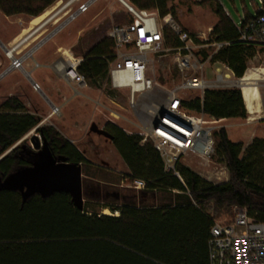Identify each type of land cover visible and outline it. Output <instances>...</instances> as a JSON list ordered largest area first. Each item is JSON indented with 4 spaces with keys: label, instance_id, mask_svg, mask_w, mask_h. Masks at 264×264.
<instances>
[{
    "label": "trees",
    "instance_id": "obj_1",
    "mask_svg": "<svg viewBox=\"0 0 264 264\" xmlns=\"http://www.w3.org/2000/svg\"><path fill=\"white\" fill-rule=\"evenodd\" d=\"M57 1L0 0V11L35 18ZM169 1L130 0L139 10H158L162 17L170 12ZM216 7L218 22L212 35L230 42L217 58L242 77L255 47L238 40L234 21L220 2ZM131 19L128 14L127 21ZM165 39L169 46L180 44L169 28ZM112 50L113 41L105 35L84 53L78 70L93 85L101 87L109 79ZM184 108L216 120L248 115L240 89L207 90L203 102L197 97L184 102ZM41 121L39 115L26 111L19 98L6 99L0 106V157L38 127L52 156L92 165L56 127L39 126ZM105 131L129 169L127 177L144 180L145 191L174 192L173 199L159 205L106 206L119 212L115 216L89 213L85 205L80 209L64 191L30 194L26 187L8 183L18 171L33 165L40 150L18 144L0 159V264H209L213 212L220 215L237 206L264 222V138H255L244 149L243 142L231 141L224 127L214 130L216 154L225 159L230 172L229 181L214 184L182 164L178 168L183 181L166 172L160 153L151 140L143 142L142 134L127 133L111 122Z\"/></svg>",
    "mask_w": 264,
    "mask_h": 264
},
{
    "label": "rangeland",
    "instance_id": "obj_2",
    "mask_svg": "<svg viewBox=\"0 0 264 264\" xmlns=\"http://www.w3.org/2000/svg\"><path fill=\"white\" fill-rule=\"evenodd\" d=\"M67 1L59 0L49 7L47 10L51 14L39 24L32 23L33 18L28 15L6 16L0 11V62L4 63L3 66H0V74L11 63V59L6 53L9 48L16 47L18 50L30 35H40L37 41L27 46L24 52L16 50L14 55L30 54L24 63L25 69L32 71L31 76L41 85L42 90L48 94L55 93V102L62 104L60 113H51L52 107L48 100L32 88L30 79L18 69L8 72L5 78L0 79V106L6 99L17 96L23 103L28 104L27 110L33 111L34 108H38L37 113L42 118L39 126L53 125L56 127L92 162V165L82 166L83 205L86 206L89 213L104 214L108 205L116 206L126 203L138 206L159 205L170 201L174 197V192L145 191L134 188L132 181L126 175L129 173V169L112 141L105 135L93 131L92 125L96 123L100 129L106 130L105 124L111 122L122 127L127 133L145 135L139 119V116L143 115L142 110L148 108L154 100L163 102L167 94L181 80L174 68L176 51L173 48L177 46H169L165 39L162 49L169 50L162 52L161 56H157L151 65L152 75L159 90H157L155 98L152 93L142 95L135 108L129 106V89L113 88L108 78L103 80L101 87L94 86L87 80L88 87L76 88L73 84L63 82L58 75L47 68L40 67L33 70L35 60L39 59L40 61L37 62L44 61L52 65V63L60 62L66 57L63 52L68 53L74 59L80 58L95 40L101 36H108L112 25L127 21L128 9L118 0H99L92 5L88 12L79 15L49 39H43L45 40L44 42L41 41L44 44L43 48L36 51L42 36H49L67 19L69 10L74 11L77 8L78 3L64 8L63 6ZM127 2L132 5L130 0ZM217 2H220L231 13L233 19L238 22L240 20L239 15L243 14L244 8H247L251 14H256L259 0H171L168 2L170 12L166 16L173 17L192 34L208 33L209 28L213 30L218 22ZM148 12H155L161 18L166 17H162L158 10ZM48 20L49 22L45 25V31L42 34L41 26ZM209 38L215 40L213 35ZM10 40L16 42L10 45ZM59 47L63 48L62 53L58 52ZM258 60V57H255L251 62L257 65ZM210 77V74L207 73V78ZM14 84L20 85L12 91V96L10 90ZM255 86L259 91L256 105L259 106L260 113L251 116L247 110L246 118L222 120H216L208 115L204 117L206 125L213 126L215 131L224 127L231 141L243 142L244 149L255 138H264V80L257 81ZM107 91H111L113 96H110ZM198 94V91H191L187 92L184 97L187 101H191ZM253 116L255 119L251 120ZM35 134L42 139L40 133L33 129L17 143L26 144L35 149L31 141V137ZM180 164L190 167L214 184L230 180L226 161L217 155L216 151L209 158H201L193 154L183 155ZM261 165L264 168V155ZM107 209L111 212L109 215H119V212L113 213L110 208ZM213 213L218 222H229L233 217V209L220 215L216 212Z\"/></svg>",
    "mask_w": 264,
    "mask_h": 264
},
{
    "label": "built area",
    "instance_id": "obj_3",
    "mask_svg": "<svg viewBox=\"0 0 264 264\" xmlns=\"http://www.w3.org/2000/svg\"><path fill=\"white\" fill-rule=\"evenodd\" d=\"M98 1L68 0L64 8L74 3H78V6L74 11L69 10L67 19L57 27L60 28L59 31L79 15L88 12ZM257 5L256 14L242 16L238 22H234L238 40L255 47V54L248 59L247 69L242 77H237L226 62L217 58L230 42L210 40L212 28H209L208 33L192 34L173 17L161 18L155 12L138 10L129 4L125 6L131 21L114 24L108 32L113 41L112 60L108 62L109 80L115 89H129L131 108L138 105L142 95L152 93L155 98L159 90L151 65L157 56L169 50L162 49L167 28L180 42L173 49L176 51L174 68L181 80L163 102L154 100L148 108L143 109V115L139 119L145 134L143 142L150 138L163 159L165 171L182 181L178 167L183 155L209 158L215 152L214 127L205 124L203 112L186 111L184 102L187 100L184 95L198 91L197 97L203 102L207 90L240 89L243 93L245 86L264 80V0H259ZM225 12L229 15L226 10ZM9 49L14 50L16 47ZM63 51L62 47L58 48L59 53ZM14 52L9 56L11 63L0 74V79L8 72L18 69L30 79L32 88L42 93L41 85L24 66L30 54L15 56ZM63 55L66 56L63 60L52 63L53 70L69 83L88 87L85 75L78 70L82 59H74L64 52ZM255 57L259 59L257 65L251 62ZM41 66L35 61L34 69ZM207 73L210 78H207ZM248 77L252 79H246ZM52 112L59 114L60 107L54 105ZM132 184L136 189L146 187V182L142 179H135ZM208 251L209 264H264V222L251 216L248 209L235 206L229 222H218L215 219L210 229Z\"/></svg>",
    "mask_w": 264,
    "mask_h": 264
},
{
    "label": "water",
    "instance_id": "obj_4",
    "mask_svg": "<svg viewBox=\"0 0 264 264\" xmlns=\"http://www.w3.org/2000/svg\"><path fill=\"white\" fill-rule=\"evenodd\" d=\"M125 5L128 3L121 0ZM57 28L45 40L52 37L59 31ZM43 40V42L45 41ZM41 42L37 48L43 43ZM38 127L35 128V130ZM109 139L112 137L103 131ZM35 150H40L33 165L21 169L10 178L8 184L15 187H26L30 194L41 192L42 194H51L58 191H64L72 196L73 202L80 208H83V173L82 165L72 163L66 160L58 159L49 152L45 142L35 134L31 137ZM18 145V143H17ZM14 147L4 153L0 159L9 153Z\"/></svg>",
    "mask_w": 264,
    "mask_h": 264
},
{
    "label": "crops",
    "instance_id": "obj_5",
    "mask_svg": "<svg viewBox=\"0 0 264 264\" xmlns=\"http://www.w3.org/2000/svg\"><path fill=\"white\" fill-rule=\"evenodd\" d=\"M119 2H121L124 6H125V4L121 1V0H118ZM127 1V0H126ZM128 3V2H127ZM224 7V6H223ZM225 9V8H224ZM227 12H228V14L230 15V17H231V19L234 21V22H236L234 19H233V17L231 16V13L227 10V9H225ZM249 15H253V14H251V12L247 9V8H244V11H243V14L242 15H239V17L241 18L242 16H249ZM33 21V20H32ZM239 21V20H238ZM48 22H46V23H44V24H42V26H41V33L43 34L44 33V31H45V25L47 24ZM70 24V23H69ZM44 29V30H43ZM39 36L40 35H36L35 36V34L34 35H30L25 41V43H24V45H22V46H20L19 48H18V50L17 51H19V52H24L25 51V49H27V46H29L32 42H34V41H37V39L39 38ZM46 37V35L45 36H42V38L40 39V42L41 41H43V39ZM102 37V36H101ZM101 37H99L97 40H95L94 41V43L95 42H97ZM16 41L15 40H10L9 41V44L10 45H13L14 43H15ZM24 42V41H23ZM93 43V44H94ZM92 44V45H93ZM43 46H44V44L42 43L38 48H37V50L36 51H38V50H40V49H42L43 48ZM60 48V47H59ZM35 51V52H36ZM84 53L85 52H83V54H82V56L80 57V59H83V55H84ZM41 56V55H40ZM36 61V60H35ZM37 61H40L39 59L37 60ZM40 63V62H39ZM42 66L41 67H43V68H47L48 70H50V71H52L54 74H56V75H58L59 77H60V79H62L63 80V82H65V83H68V84H70V85H74L76 88H78V87H81V86H79V85H77L76 83H74V82H71V83H69L68 81H66L63 77H61L59 74H57L54 70H53V68L51 67V64L50 63H45L44 61H41V63H40ZM4 65V63L3 62H0V66H3ZM9 65V64H8ZM2 68V67H1ZM40 68V67H39ZM38 69V68H37ZM33 70H36V69H33ZM46 72V71H45ZM31 73H32V71H31ZM5 76H7V75H5ZM5 76L3 77V78H5ZM42 81V80H41ZM43 83H44V80H43ZM18 85H20V84H14V85H12V90H10L11 91V95L13 94L12 93V91H14L15 90V88H17V86ZM95 86V85H94ZM47 100H48V102L50 103V106L53 108V106L55 105V106H59V107H61L62 106V104H59V103H57V102H55V100H54V96H55V93L54 92H51V94H48L45 90H43V92L41 93ZM13 96V95H12ZM15 97H17V96H15ZM17 98H19V97H17ZM20 99V98H19ZM21 100V99H20ZM22 101V100H21ZM22 103H23V101H22ZM24 104V106H25V109H26V106L28 105H26L25 103H23ZM27 108H28V106H27ZM39 109L38 108H34L33 109V111L32 110H27L26 109V111L27 112H29V113H33V114H37L38 115V113H37V111H38ZM51 113L53 114V112H52V110H51ZM40 116V115H39ZM50 117V116H49ZM108 123V122H107ZM106 123V124H107ZM105 124V125H106ZM92 129H93V131H95V132H97V133H99V134H103L104 135V133H103V131H105L104 129H100L97 125H96V123H93V125H92ZM106 136V135H105ZM107 137V136H106ZM71 141V140H70ZM72 142V141H71ZM117 213V212H116ZM105 214V213H104ZM108 215V214H107Z\"/></svg>",
    "mask_w": 264,
    "mask_h": 264
},
{
    "label": "bare ground",
    "instance_id": "obj_6",
    "mask_svg": "<svg viewBox=\"0 0 264 264\" xmlns=\"http://www.w3.org/2000/svg\"><path fill=\"white\" fill-rule=\"evenodd\" d=\"M123 1L127 3L126 0H123ZM50 14H51L50 11L47 10L43 14H41L40 16L33 18L32 23H34V24L42 23L47 19L48 15H50ZM47 22H49V20ZM16 50L17 49H14V50L8 49L6 53L8 56H12L13 52ZM246 79H252V78L248 77ZM242 94H243V99H244L246 108H247L248 112L251 114V116L252 115L255 116L257 113H260L261 110H260V108H258L259 106L256 105V101L259 98V91H258L257 87L254 84L245 86ZM254 116L251 117V120L255 119ZM104 213L108 214V215L111 214L110 210H108L107 208L104 210Z\"/></svg>",
    "mask_w": 264,
    "mask_h": 264
}]
</instances>
